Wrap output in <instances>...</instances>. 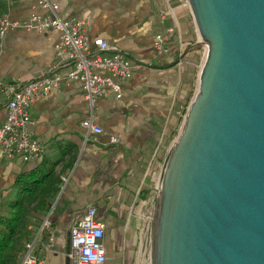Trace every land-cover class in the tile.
I'll use <instances>...</instances> for the list:
<instances>
[{"label":"crops","instance_id":"obj_1","mask_svg":"<svg viewBox=\"0 0 264 264\" xmlns=\"http://www.w3.org/2000/svg\"><path fill=\"white\" fill-rule=\"evenodd\" d=\"M54 1L63 16L86 17L85 30L90 36L107 38L137 67L125 82L120 97L110 91L96 100L94 111L103 133L86 134L81 128L88 104L80 84L73 82L38 95L28 108L35 120V136L45 147L39 158L30 161L19 156L8 158L0 149V198L12 190L19 171L37 164L52 165L60 179V188L36 227L38 231L47 217L49 224L42 229L40 238L35 239L31 250L37 264H69L66 254L69 227L88 204H95L100 213L103 208L118 204L130 212L131 204L136 203L139 220L146 203L139 189L147 183L144 177L151 171L147 187L153 186L173 137L164 152L157 154L155 139L159 142L167 123L177 119L173 114L178 112L173 106L175 99L185 98L178 61L182 50L200 47L187 0ZM35 9L42 11L36 0H8L6 12L12 18H23ZM161 10L165 11L163 20ZM185 23L181 34L180 26ZM171 25L173 33L163 41L166 50L158 52L154 36L164 34ZM57 37L55 29L9 28L3 38L0 76L28 79L38 74L54 59ZM199 65L200 58L196 76ZM191 99L190 96L188 103ZM4 116L5 99L0 95V122ZM110 133L119 136L118 143L109 141ZM62 176H67V180L63 181ZM136 257L138 264L139 255Z\"/></svg>","mask_w":264,"mask_h":264},{"label":"water","instance_id":"obj_2","mask_svg":"<svg viewBox=\"0 0 264 264\" xmlns=\"http://www.w3.org/2000/svg\"><path fill=\"white\" fill-rule=\"evenodd\" d=\"M202 53L142 264H264V0H187Z\"/></svg>","mask_w":264,"mask_h":264},{"label":"built area","instance_id":"obj_3","mask_svg":"<svg viewBox=\"0 0 264 264\" xmlns=\"http://www.w3.org/2000/svg\"><path fill=\"white\" fill-rule=\"evenodd\" d=\"M36 5L42 11L32 10L23 18H12L8 12L0 14V54L3 50L4 35L9 28L22 26L38 31L55 29L58 33L53 45L54 59L47 62L38 74L28 79L0 76V95L5 99V116L0 122V149L6 157L19 156L23 161L39 158L45 149L43 142L35 136V120L30 117L28 111L35 97L62 85L78 82L88 104V113L81 119L80 126L86 134L97 135L103 133L104 129L98 123L94 111L96 100L110 91L120 97L125 82L137 67V64L129 62L119 46L107 38L100 35L90 36L85 30L86 17L63 16L54 0H36ZM160 16L163 20L164 10H161ZM173 30L171 25L166 28L164 34L157 33L154 36L153 44L158 52L166 50L163 41ZM178 64L181 65L180 60ZM108 138L111 143L119 142L117 134L110 133ZM162 172L163 169L150 188L152 196L147 198L150 201L156 197ZM62 180L66 181L67 176H62ZM142 216L143 214L139 218L144 220ZM75 218V222L69 227L66 253L69 264H104L107 257L105 225L98 216L97 206L88 204ZM146 223L143 221L138 224L139 251ZM48 224L45 217L33 240L27 244L21 264H37V257L31 252L33 242L40 238L42 229ZM139 255V264H142V254L139 252Z\"/></svg>","mask_w":264,"mask_h":264},{"label":"trees","instance_id":"obj_4","mask_svg":"<svg viewBox=\"0 0 264 264\" xmlns=\"http://www.w3.org/2000/svg\"><path fill=\"white\" fill-rule=\"evenodd\" d=\"M7 9L8 0H0V14ZM185 26H187L186 23L181 24V34ZM199 58L200 48L198 47L182 50V56L179 59L182 65L180 80L185 89V98L175 99L174 110L177 109L181 114L174 111L173 114H176L177 119L173 123H167L159 142L158 138L155 139L154 144L158 143L156 154L164 152L187 109L193 92ZM44 166L37 164L30 169L19 171L12 183V190L0 198V264H21L27 244L34 237L39 219L48 211L60 188V179L55 174L53 166ZM151 178L152 171L144 177L147 183L139 189L141 197H144V193L148 190L147 184Z\"/></svg>","mask_w":264,"mask_h":264},{"label":"flooded vegetation","instance_id":"obj_5","mask_svg":"<svg viewBox=\"0 0 264 264\" xmlns=\"http://www.w3.org/2000/svg\"><path fill=\"white\" fill-rule=\"evenodd\" d=\"M135 207L136 203L131 204V211L127 212L124 207L118 204L109 208L105 207L98 213L100 220L104 222L105 237L108 240L106 260H112L106 264H137L136 256L139 255V252L142 254V243L139 251L140 234ZM149 215L146 217L147 220Z\"/></svg>","mask_w":264,"mask_h":264},{"label":"rangeland","instance_id":"obj_6","mask_svg":"<svg viewBox=\"0 0 264 264\" xmlns=\"http://www.w3.org/2000/svg\"><path fill=\"white\" fill-rule=\"evenodd\" d=\"M198 48H200V47H198ZM201 59H202V53H201V49H200V64H201ZM178 66H179V64H178ZM181 69H182V65H180L179 66ZM199 68H200V65H199ZM198 71H199V69H198ZM129 78V77H128ZM197 80H198V72H197V76H196V80H194V83H195V85H194V90L196 91V85H197ZM194 90H193V92H192V94H191V98L193 97V95H194ZM32 103V102H31ZM31 103H30V105H31ZM29 105V106H30ZM29 108V107H28ZM29 111V110H28ZM17 156H15V158H16ZM14 158V157H13ZM160 162V161H159ZM158 162V163H159ZM166 162V161H165ZM164 165H165V163L163 164V168H164ZM152 188V187H151ZM152 191L150 190V188L144 193V197H141V199H144V200H146L147 198L148 199H150V197L152 196ZM156 193V192H155ZM154 195V194H153ZM146 196V197H145ZM155 198L156 197H153L152 198V200L150 201V200H146L147 201V203L145 204V207L143 208V212H142V214H143V219L144 220H142L141 218H139V220H138V224H140L141 222H143L144 221V223H146V220H147V218H146V216L147 215H149V211H150V209H151V206L153 205V203H154V201H155ZM40 225H41V223H40ZM36 231H37V229H36ZM105 245H106V247L108 246V240H107V237H105ZM106 262L107 263H109V262H112V260H106Z\"/></svg>","mask_w":264,"mask_h":264}]
</instances>
